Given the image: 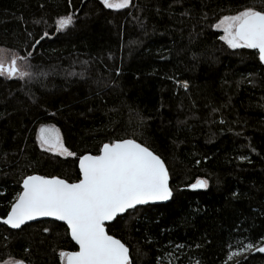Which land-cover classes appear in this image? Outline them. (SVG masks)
<instances>
[{
    "label": "trees",
    "instance_id": "1",
    "mask_svg": "<svg viewBox=\"0 0 264 264\" xmlns=\"http://www.w3.org/2000/svg\"><path fill=\"white\" fill-rule=\"evenodd\" d=\"M243 7L264 0H0V47L31 53L33 74L0 75V217L25 176L76 181L80 156L132 138L165 160L173 196L109 223L131 264H264V63L214 27ZM42 125L76 155L42 148ZM198 179L208 187L192 189ZM77 249L59 221L0 222V263L63 264L59 252Z\"/></svg>",
    "mask_w": 264,
    "mask_h": 264
},
{
    "label": "snow or ice",
    "instance_id": "2",
    "mask_svg": "<svg viewBox=\"0 0 264 264\" xmlns=\"http://www.w3.org/2000/svg\"><path fill=\"white\" fill-rule=\"evenodd\" d=\"M102 3L109 9H123L129 6L130 0H102ZM73 22L72 14L60 17L56 21L57 30L67 29ZM214 27L223 31L220 39L230 48L258 50L259 59L264 61V10L243 7L234 14L224 15ZM28 57H19L15 53L9 57L7 50H0V75H19L21 79L32 77V73L21 71L17 64L18 60L27 64ZM187 86V82H183V87ZM38 139L40 146L47 151L61 156L76 155L65 147L55 126L42 125ZM78 160L80 178L73 182L59 176H25L23 190L11 203L3 223L20 229L27 222L42 217L65 222L78 250L60 251L63 264H131L129 248L115 235L109 234L114 225L108 222H118V217L130 214V210H138V206L172 198L173 189L165 160L135 139L103 143L99 154H84ZM190 187L207 188L208 181L198 179ZM43 231L49 232L50 229L44 228ZM261 240L264 243V238ZM253 247L252 242L242 244L237 252L230 250L229 259ZM256 250L264 252V246ZM9 264H25V261L16 260Z\"/></svg>",
    "mask_w": 264,
    "mask_h": 264
},
{
    "label": "water",
    "instance_id": "3",
    "mask_svg": "<svg viewBox=\"0 0 264 264\" xmlns=\"http://www.w3.org/2000/svg\"><path fill=\"white\" fill-rule=\"evenodd\" d=\"M263 63H264V61H262ZM126 139H132V138H126ZM137 141V140H136ZM138 143H141V142H139V141H137ZM143 144V143H142ZM145 145V144H144ZM146 146V145H145ZM148 147V146H147ZM151 149V148H150ZM85 154H88V153H85ZM92 154V153H91ZM99 154V153H98ZM84 155V154H83ZM93 155H96V154H93ZM78 167H79V160H78ZM37 175H40V174H37ZM70 182V181H69ZM170 182H171V177H170ZM22 184H23V181H22ZM170 186H171V184H170ZM193 189V188H192ZM22 190H23V187H22ZM172 198H170L168 201H157V202H153V203H150V204H148V205H156V204H165V203H167V202H169L170 200H171ZM143 206H147V205H143ZM139 207V206H138ZM10 211V210H9ZM124 215V214H123ZM7 216V215H6ZM6 216L5 217H0V222L1 223H3V218H6ZM41 220H55V218H51V217H42V218H37L36 220H34V221H29V222H27L26 224H29V223H34V222H37V221H41ZM55 221H58V220H55ZM59 222H61V223H64L65 224V222H63V221H59ZM108 223H112V222H108ZM4 224V223H3ZM25 224V225H26ZM66 225V224H65ZM9 228H11V226L10 225H7ZM24 225H22L21 226V228L23 227ZM20 228V229H21ZM11 229H13V228H11ZM14 230H19V229H14ZM109 234L110 235H113V234H111L110 232H109ZM69 235H70V232H69ZM71 237V236H70ZM118 238V237H117ZM118 239H120V238H118ZM121 240V239H120ZM122 241V240H121ZM123 242V241H122ZM75 243V242H74ZM124 243V242H123ZM126 245V244H125ZM78 246V245H77ZM127 246V245H126ZM264 246V245H263ZM128 247V246H127ZM129 248V247H128ZM78 250V249H77ZM75 251V250H74ZM256 252H258L257 250H256ZM129 256H130V261H131V254H130V248H129ZM25 264H28V263H26L25 262Z\"/></svg>",
    "mask_w": 264,
    "mask_h": 264
},
{
    "label": "rangeland",
    "instance_id": "4",
    "mask_svg": "<svg viewBox=\"0 0 264 264\" xmlns=\"http://www.w3.org/2000/svg\"><path fill=\"white\" fill-rule=\"evenodd\" d=\"M130 2H131V0H130ZM73 20H74V18H73ZM219 22V21H218ZM217 22V23H218ZM63 30H65V29H63ZM219 30H221V29H219ZM222 31V30H221ZM224 33H223V31H222V35H223ZM0 50H7L8 51V54H9V57L12 55V53H15V52H13V51H11V50H9V49H6V48H3V47H0ZM15 54H17V53H15ZM18 55V54H17ZM19 56V55H18ZM20 57V56H19ZM17 64H18V67H19V69L21 70V71H26V69H25V67H24V63H23V60H18L17 61ZM6 67H7V65H6ZM15 77H19V75H17V76H15ZM182 85V84H181ZM60 134H61V132H60ZM38 136H39V132H38ZM61 137H62V135H61ZM63 139V138H62ZM38 141H39V139H38ZM40 143V142H39ZM66 147V146H65ZM45 149V148H44ZM65 156V155H64ZM264 244H261V245H258V246H263ZM242 253H238L237 255H241ZM17 259H14V258H9V259H7L6 261H4V262H2V263H0V264H9V262H11V261H16Z\"/></svg>",
    "mask_w": 264,
    "mask_h": 264
}]
</instances>
